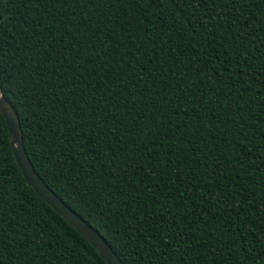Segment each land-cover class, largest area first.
Instances as JSON below:
<instances>
[{
  "label": "trees",
  "instance_id": "1",
  "mask_svg": "<svg viewBox=\"0 0 264 264\" xmlns=\"http://www.w3.org/2000/svg\"><path fill=\"white\" fill-rule=\"evenodd\" d=\"M0 94L122 264H264V0H0ZM0 264H106L1 116Z\"/></svg>",
  "mask_w": 264,
  "mask_h": 264
},
{
  "label": "water",
  "instance_id": "2",
  "mask_svg": "<svg viewBox=\"0 0 264 264\" xmlns=\"http://www.w3.org/2000/svg\"><path fill=\"white\" fill-rule=\"evenodd\" d=\"M0 116L9 136V145L14 161L26 184L58 216L77 231L99 254L106 264H122L105 241L83 219L71 211L47 188L34 172L23 149L19 121L13 106L0 94Z\"/></svg>",
  "mask_w": 264,
  "mask_h": 264
}]
</instances>
